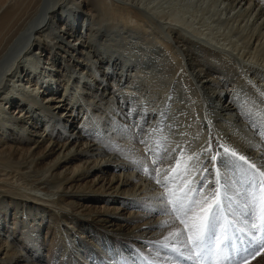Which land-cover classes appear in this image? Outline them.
<instances>
[{
	"label": "bare ground",
	"instance_id": "1",
	"mask_svg": "<svg viewBox=\"0 0 264 264\" xmlns=\"http://www.w3.org/2000/svg\"><path fill=\"white\" fill-rule=\"evenodd\" d=\"M206 1L228 39L140 0H0V264H187L167 199L222 160L264 170V0Z\"/></svg>",
	"mask_w": 264,
	"mask_h": 264
},
{
	"label": "snow or ice",
	"instance_id": "2",
	"mask_svg": "<svg viewBox=\"0 0 264 264\" xmlns=\"http://www.w3.org/2000/svg\"><path fill=\"white\" fill-rule=\"evenodd\" d=\"M257 132L264 138V131H259L257 128ZM223 151L225 154H229V149L224 148ZM149 152L151 149L146 151V155ZM230 156L237 157V153L233 151ZM191 158L189 157V159ZM211 159L216 161L217 157L213 156ZM238 161L243 163H237L236 160L220 161L216 165V172L210 181H207L203 175L208 172V168H203L198 187H192L193 181L189 180L185 186L187 190L183 192L182 197L167 199L164 212L175 216L176 220L183 225V230L177 229L175 232L169 233L164 237V240L178 241L184 251L176 247V244L171 246L163 244L164 248H170L190 264H248V261L264 254V237L256 235V232L264 230V204L260 207L261 223H256L253 219L245 227L236 229V233H240L241 236L246 234L250 237L248 246L242 247L239 253L236 252L234 238L226 235V230L223 227L222 218L225 210H228V216L233 215L230 207L232 201L228 194L233 191L235 184L246 181L247 188L255 186L264 192V170L258 168L255 163L243 155L238 156ZM137 163L139 165V162ZM152 163L156 165L157 161L154 160ZM143 170L145 173L149 171L146 167ZM175 171L176 169H173V172ZM153 173L152 178L155 182L167 190L168 184L162 183L159 178L160 172L153 168ZM229 173H235L241 176V179L236 180ZM168 179V176L164 177V181ZM206 188L208 192L204 194ZM254 207L255 204L252 205V208ZM253 216L254 213L250 210L245 216V220L247 221ZM161 226L163 227V225ZM245 228L249 231L246 232ZM225 250H229V254H225ZM236 255L239 256L238 259L234 258Z\"/></svg>",
	"mask_w": 264,
	"mask_h": 264
},
{
	"label": "rangeland",
	"instance_id": "3",
	"mask_svg": "<svg viewBox=\"0 0 264 264\" xmlns=\"http://www.w3.org/2000/svg\"><path fill=\"white\" fill-rule=\"evenodd\" d=\"M140 1H142L141 4L144 7H148V10H150L152 12V14H155V15L157 14V16L159 15V17L161 16L162 18H165L167 20L170 19V18H173V19H175L176 21L179 22V23L177 22L178 24L181 23V24H183L182 26H188L189 28H191L193 30H194V28H197L200 31L202 30V31H204L206 33L208 32L209 35L211 34L210 36L206 34L209 37H212V38H213V36L216 37L219 33L220 34L223 33V35L226 36L225 38H227V39L230 36H232V33L231 32L229 33L230 30L228 29L227 26H225V24H221V23H217L218 25H216L215 23H214L215 25L213 24L212 18H209L210 17V14H209L210 11L209 12L207 11L209 9L208 8L205 9V7H204V6L209 5L208 1H206L207 4H206V2L202 3L203 0L201 1L202 4L200 2H197L198 0H140ZM222 25L225 26V27H222ZM218 27L219 28L221 27V29H219ZM222 28H224V29H222ZM218 29L220 31L221 30L222 31L220 32ZM223 30H225V31H223ZM222 172H223V169H222ZM229 175L230 176H234V179H236V180H240L241 179V176H239V175H237L235 173H229ZM243 183L245 184L246 181H244ZM239 185L240 184H235L234 188H233V191H232L236 195H234L232 192H231L232 196L229 194V197H231L232 203L238 197ZM185 186L183 187L184 188L183 191H186V187ZM246 186H244V187H246ZM204 194H206V193L204 192ZM177 195H180V192ZM181 195L183 196V194H181ZM201 198H203V197L201 196ZM232 203H231L230 207H233L235 205V204H232ZM114 205H119V203L114 204ZM145 206H147V208H149L150 206H152V204L151 203H147ZM126 209H130V208H126ZM227 212L228 211L226 209L224 216L225 217H229L230 223L232 225H234L235 227L241 228L242 224L238 221L239 220L238 217L235 216L234 213H233L232 216H228ZM153 213L155 214L154 217H156V218L158 216L162 215L161 212L158 211V210H155V212H153ZM260 215L261 214H259V215L256 214L255 215L257 220H258V222H261V220L259 218ZM222 222H223V218H222ZM228 232L230 233V229H229ZM143 249H145V247ZM186 262H187V264H190L189 261L186 260ZM251 262H253V260ZM251 262H248V264H251Z\"/></svg>",
	"mask_w": 264,
	"mask_h": 264
}]
</instances>
